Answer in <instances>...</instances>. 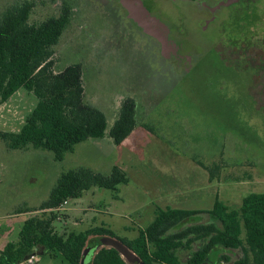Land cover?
Instances as JSON below:
<instances>
[{
    "label": "rangeland",
    "instance_id": "374dc122",
    "mask_svg": "<svg viewBox=\"0 0 264 264\" xmlns=\"http://www.w3.org/2000/svg\"><path fill=\"white\" fill-rule=\"evenodd\" d=\"M23 1L32 4L33 22L69 8V23L54 47V70L81 65L85 100L104 112L108 128L126 98L135 101L137 123L130 148L110 146L106 135L75 144L61 161L49 150L9 149L0 140V250L16 240L28 217L44 212L32 207L44 189L78 166L109 173L118 165L128 182L115 192L93 187L69 199L66 210L83 209L74 217L63 210L53 223L59 231L103 225L131 239L157 206L207 210L217 198L234 209L244 195L264 192V0H233L204 28L192 6L140 0L172 32L180 31L171 33L174 42L195 58L187 70L116 3L0 0V15ZM36 103L34 94L19 88L0 105V130L17 131ZM178 253L182 260L188 255ZM224 254L230 260L219 264H231L239 252ZM38 256L34 264H69L59 253Z\"/></svg>",
    "mask_w": 264,
    "mask_h": 264
},
{
    "label": "trees",
    "instance_id": "16d2710c",
    "mask_svg": "<svg viewBox=\"0 0 264 264\" xmlns=\"http://www.w3.org/2000/svg\"><path fill=\"white\" fill-rule=\"evenodd\" d=\"M31 9L32 4L23 1L0 15V105L19 88L37 98L22 126L15 132L0 130V140L9 149L31 146L49 150L56 161L63 160L75 144L89 139L107 135L119 146L137 123L134 99L123 100L108 128L104 112L85 100L81 65L53 68L54 47L69 23V8L38 22L31 21ZM127 182L126 172L118 165L109 173L86 166L61 172L38 207L44 212L23 222L16 240L0 250V264H15L32 253H59L69 264H81L87 242L98 236L119 239L143 264H219L220 260H230L226 250L239 252L231 264H264V192L244 195L234 209L217 198L207 210L156 207L150 222L131 239L119 237L103 225L82 231L54 227L58 213L51 209L63 200L79 198L93 187L115 192L118 185ZM180 250L188 251L184 260L179 257ZM89 264L129 263L115 248L102 246Z\"/></svg>",
    "mask_w": 264,
    "mask_h": 264
},
{
    "label": "water",
    "instance_id": "95a60500",
    "mask_svg": "<svg viewBox=\"0 0 264 264\" xmlns=\"http://www.w3.org/2000/svg\"><path fill=\"white\" fill-rule=\"evenodd\" d=\"M125 6L128 8V16L132 18L139 26H141L145 31L154 34L159 41L165 46L167 43V27L160 23L156 18L149 15V12L144 8L140 0H122ZM102 246H111L115 248L120 255L129 264H143L138 256L130 250L122 241L117 238L109 236H98L90 239L85 246L82 257L81 264H89L92 255L97 249ZM90 255L89 261L86 262L87 257Z\"/></svg>",
    "mask_w": 264,
    "mask_h": 264
},
{
    "label": "flooded vegetation",
    "instance_id": "af4514ba",
    "mask_svg": "<svg viewBox=\"0 0 264 264\" xmlns=\"http://www.w3.org/2000/svg\"><path fill=\"white\" fill-rule=\"evenodd\" d=\"M109 1L110 3H116L121 7H124L125 13L128 15V8L125 6L122 0H103V2ZM172 4L177 6L182 5H189L192 6V8L196 11V14L198 18H201V27H207L209 24L216 22L219 16V12L224 9V7H228L229 5H232L234 2L233 0H213L212 2H206L205 0H170ZM238 1V0H237ZM143 4V3H142ZM144 5V4H143ZM146 10L149 12V15L156 18L160 23L165 24L161 19L157 18L153 13L152 10L148 7H146ZM167 29L169 26H166ZM180 33V31L176 30L174 32L171 31L169 28L167 31L166 36V43L168 44V47L163 46L162 43L159 41L158 38H156V41L160 47V50L163 54L168 55H174L177 56L179 59H181V62L183 63L182 70L189 69L193 62L195 61V58H192L191 55H188L187 52L184 51V49H180L177 47V44L174 42V39L172 38V34ZM179 61V60H178Z\"/></svg>",
    "mask_w": 264,
    "mask_h": 264
},
{
    "label": "crops",
    "instance_id": "0c3cea01",
    "mask_svg": "<svg viewBox=\"0 0 264 264\" xmlns=\"http://www.w3.org/2000/svg\"><path fill=\"white\" fill-rule=\"evenodd\" d=\"M133 132V131H132ZM129 137H130V135L126 138V139H124L123 141H122V143L119 145V147H124V148H128L129 147V143H127V141H128V139H129ZM102 140H104L103 138H101V139H97V140H94L95 142H101ZM108 144L111 146V141H110V139H108ZM125 146H127V147H125ZM7 148V147H6ZM130 148V147H129ZM25 150V149H24ZM61 174V173H60ZM48 178V176L46 177V176H44L43 177V179L44 180H46ZM35 178H32V180H34ZM56 181V180H55ZM54 185V184H53ZM52 185V186H53ZM52 186L50 187L49 186V188H48V186L45 188V186H44V193H43V196H42V198L39 200V201H37V202H35V203H33L32 204V207L33 206H36V205H40L43 201H45L47 198H48V195H49V192H50V190H51V188H52ZM30 191H32V190H30ZM28 198H32V195L31 194H29L28 195ZM29 207H31V206H29ZM157 207H159V206H157ZM166 207H168V206H166ZM160 208H165V207H160ZM171 208H173V207H171ZM83 209V207L82 208H79V207H76V208H73V209H71V211L69 210V209H65V214H67L68 216H70V217H74L75 216V214H77L78 213V211L79 210H82ZM86 209H88V210H90L91 208L89 207H87ZM24 212H18L17 214H16V216L17 215H19L20 213H28V212H31V211H25V210H23ZM41 211H44V210H41ZM46 211V210H45ZM64 212V211H63ZM63 217V216H62ZM100 222H102V223H104V221H102V220H99ZM55 227V226H54ZM56 228V227H55ZM57 229V228H56ZM58 230V229H57ZM38 255H40V254H38Z\"/></svg>",
    "mask_w": 264,
    "mask_h": 264
},
{
    "label": "built area",
    "instance_id": "2783aa9c",
    "mask_svg": "<svg viewBox=\"0 0 264 264\" xmlns=\"http://www.w3.org/2000/svg\"><path fill=\"white\" fill-rule=\"evenodd\" d=\"M69 200H63L60 204H58L55 208H52L51 210L58 213L56 220H61L62 218V211L65 210V207L67 205ZM39 260V256L37 253H32L28 257L22 259L21 261L15 263V264H34L36 261Z\"/></svg>",
    "mask_w": 264,
    "mask_h": 264
}]
</instances>
